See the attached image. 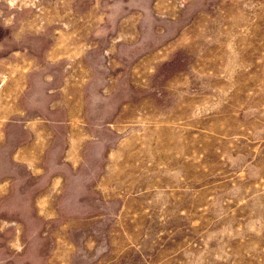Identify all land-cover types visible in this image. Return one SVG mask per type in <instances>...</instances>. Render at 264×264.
<instances>
[{
  "label": "rangeland",
  "instance_id": "obj_1",
  "mask_svg": "<svg viewBox=\"0 0 264 264\" xmlns=\"http://www.w3.org/2000/svg\"><path fill=\"white\" fill-rule=\"evenodd\" d=\"M0 264H264V0H0Z\"/></svg>",
  "mask_w": 264,
  "mask_h": 264
}]
</instances>
